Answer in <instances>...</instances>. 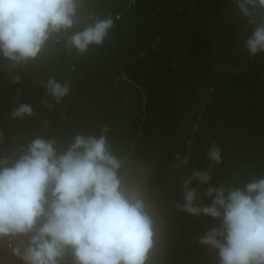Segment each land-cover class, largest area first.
<instances>
[{
    "label": "trees",
    "instance_id": "16d2710c",
    "mask_svg": "<svg viewBox=\"0 0 264 264\" xmlns=\"http://www.w3.org/2000/svg\"><path fill=\"white\" fill-rule=\"evenodd\" d=\"M109 15L120 18L103 44L84 54L69 46ZM253 27L233 0H79L74 26L53 35L36 60L12 69L0 57V159L11 162L36 138L63 152L78 134H104L122 161L150 167L143 196L160 211L155 264H218L216 251L197 241L219 222L176 205L194 170L211 176L210 185L193 181L204 204L209 186L264 176V54L250 59L244 46ZM49 78L71 85L59 103L46 92ZM20 103L33 114L12 119ZM211 141L222 149L213 167Z\"/></svg>",
    "mask_w": 264,
    "mask_h": 264
},
{
    "label": "clouds",
    "instance_id": "9594fccd",
    "mask_svg": "<svg viewBox=\"0 0 264 264\" xmlns=\"http://www.w3.org/2000/svg\"><path fill=\"white\" fill-rule=\"evenodd\" d=\"M233 3L254 25L244 46L255 59L264 54V0ZM78 4L0 0V57L11 68L36 60L54 34L74 26ZM119 18L95 19L71 36L69 46L84 54L103 44ZM44 87L59 103L71 85L49 78ZM32 114L27 103L10 113L12 119ZM55 144L36 138L19 155L13 153L11 162L0 159V244L22 264H155V214L141 189L124 176V163L113 154L107 136L78 134L63 152ZM221 156L220 145L211 141L206 150L210 167L220 164ZM182 163H188L187 156ZM193 181L210 185V173L194 170L185 179L177 209L219 222L197 243L215 250L218 264H264V176L243 187H207L204 196L210 204L202 203Z\"/></svg>",
    "mask_w": 264,
    "mask_h": 264
},
{
    "label": "rangeland",
    "instance_id": "374dc122",
    "mask_svg": "<svg viewBox=\"0 0 264 264\" xmlns=\"http://www.w3.org/2000/svg\"><path fill=\"white\" fill-rule=\"evenodd\" d=\"M124 168L123 174L124 176L135 186H138L143 194V191L146 187V183L148 180L150 167L145 164L137 163L134 161H127L124 160ZM149 204V203H148ZM150 208L153 210L154 214H159V209L152 204H149ZM9 250H7L3 244H0V263L10 264V261H14V264H22L16 257L12 256L11 253L9 254Z\"/></svg>",
    "mask_w": 264,
    "mask_h": 264
},
{
    "label": "built area",
    "instance_id": "2783aa9c",
    "mask_svg": "<svg viewBox=\"0 0 264 264\" xmlns=\"http://www.w3.org/2000/svg\"><path fill=\"white\" fill-rule=\"evenodd\" d=\"M134 2H135V0H130V3H134ZM54 36H56V34H54ZM56 39L59 40L58 37H56ZM22 64H25V63H22ZM17 66H18V65H17ZM17 66H16V67H17ZM16 67H15V68H16ZM12 69H14V68H12Z\"/></svg>",
    "mask_w": 264,
    "mask_h": 264
},
{
    "label": "crops",
    "instance_id": "0c3cea01",
    "mask_svg": "<svg viewBox=\"0 0 264 264\" xmlns=\"http://www.w3.org/2000/svg\"><path fill=\"white\" fill-rule=\"evenodd\" d=\"M5 248H6V246H4ZM7 249V248H6ZM8 250V249H7ZM9 254H10V252H9ZM9 260V262H11L10 264H14V261L12 262V261H10V259H8ZM0 264H2V263H0ZM4 264V263H3Z\"/></svg>",
    "mask_w": 264,
    "mask_h": 264
}]
</instances>
